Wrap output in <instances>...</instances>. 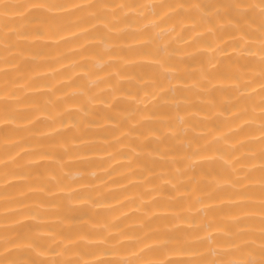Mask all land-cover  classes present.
<instances>
[{
    "label": "bare ground",
    "instance_id": "6f19581e",
    "mask_svg": "<svg viewBox=\"0 0 264 264\" xmlns=\"http://www.w3.org/2000/svg\"><path fill=\"white\" fill-rule=\"evenodd\" d=\"M0 264H264V0H0Z\"/></svg>",
    "mask_w": 264,
    "mask_h": 264
}]
</instances>
